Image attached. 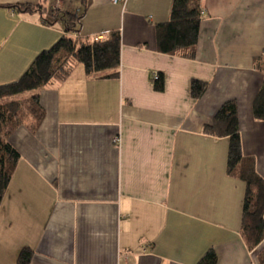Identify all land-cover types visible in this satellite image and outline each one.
Listing matches in <instances>:
<instances>
[{"label": "crops", "instance_id": "1", "mask_svg": "<svg viewBox=\"0 0 264 264\" xmlns=\"http://www.w3.org/2000/svg\"><path fill=\"white\" fill-rule=\"evenodd\" d=\"M172 3L0 0V86L67 33L61 14L84 11L75 38L121 34L118 68L76 64L39 91L37 130L10 135L20 159L0 205V264H18L25 247L29 264H197L209 249L218 264H264V240L250 249L241 233L245 184L227 173L228 139L205 132L236 100L243 155L264 179V121L253 115L264 0H201L195 58L158 51ZM26 4L48 10L16 7ZM192 80L207 83L198 99Z\"/></svg>", "mask_w": 264, "mask_h": 264}, {"label": "trees", "instance_id": "2", "mask_svg": "<svg viewBox=\"0 0 264 264\" xmlns=\"http://www.w3.org/2000/svg\"><path fill=\"white\" fill-rule=\"evenodd\" d=\"M16 7L47 10V6L41 4ZM83 16L84 11L61 14L67 33L51 48L42 51L19 80L0 86V205L20 159L19 152L9 142L10 135L21 125H27L35 132L45 117L39 91L52 84L55 78L68 75L76 64H82L88 74L114 70L121 64L120 32L113 31L105 40L96 37L81 40L71 35L79 31ZM203 17L201 0H173L169 19L156 26L158 51L195 58ZM256 66L264 73V58L259 59ZM117 75L118 72H113L107 76ZM159 75L154 85L161 91L164 78L162 74ZM206 88V82L192 80V97L200 98ZM30 92L32 94L29 96H21ZM253 115L258 121H264V82L253 101ZM205 132L228 139L227 173L245 184L241 233L249 248L254 249L264 240V179L257 173L254 159L243 155L237 101L224 102L212 122L205 126ZM32 256V249L23 248L18 256V264H29ZM218 262L215 250L209 249L197 264Z\"/></svg>", "mask_w": 264, "mask_h": 264}, {"label": "built area", "instance_id": "3", "mask_svg": "<svg viewBox=\"0 0 264 264\" xmlns=\"http://www.w3.org/2000/svg\"><path fill=\"white\" fill-rule=\"evenodd\" d=\"M114 3H118V2H124L125 0H112ZM97 38V37H96ZM159 77H160V75H159V73L158 72H155L154 74H153V80L155 81V80H157V79H159ZM117 141H118V139H117Z\"/></svg>", "mask_w": 264, "mask_h": 264}, {"label": "rangeland", "instance_id": "4", "mask_svg": "<svg viewBox=\"0 0 264 264\" xmlns=\"http://www.w3.org/2000/svg\"><path fill=\"white\" fill-rule=\"evenodd\" d=\"M47 10H48V7H47ZM52 12V11H51ZM31 93H26V94H23V95H21V96H29Z\"/></svg>", "mask_w": 264, "mask_h": 264}]
</instances>
